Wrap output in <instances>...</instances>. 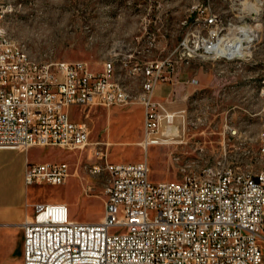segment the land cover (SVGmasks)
Listing matches in <instances>:
<instances>
[{
    "label": "built area",
    "instance_id": "2783aa9c",
    "mask_svg": "<svg viewBox=\"0 0 264 264\" xmlns=\"http://www.w3.org/2000/svg\"><path fill=\"white\" fill-rule=\"evenodd\" d=\"M237 1L239 13L257 14L252 0ZM212 4L203 0L194 6L193 25L171 54L135 62L133 70L143 82L134 97L116 77L113 61L96 72L84 60L38 61L16 52L3 24L14 4L2 8L0 2V148L85 147L90 125L74 120L73 107L126 105L136 99L145 108L143 143L170 144L172 129L157 135L162 117L174 125L166 101L156 98L158 85H173L180 65L194 58L236 61L252 51L237 55L242 32L253 34L255 28L224 20ZM258 137L264 160V125ZM104 168L110 179L103 218L78 221L64 201L37 203L23 224L24 264H264V164L257 171L245 169L229 162L225 152L181 179L157 182L150 178L147 159L107 157ZM100 170L93 167L94 173ZM70 173L66 161H27L24 180L26 185L61 184Z\"/></svg>",
    "mask_w": 264,
    "mask_h": 264
},
{
    "label": "rangeland",
    "instance_id": "374dc122",
    "mask_svg": "<svg viewBox=\"0 0 264 264\" xmlns=\"http://www.w3.org/2000/svg\"><path fill=\"white\" fill-rule=\"evenodd\" d=\"M200 1L0 0L14 4L3 24L30 57L84 60L96 72L102 71L106 61H113L116 77L134 97L142 92L143 82V75L133 70L135 62L145 64L171 54L193 25L190 14ZM212 2L224 20L255 28L253 34L242 32L244 47L237 55L243 56L250 47L252 51L236 61L198 57L180 65L178 81L171 85L172 98L163 91L160 97L164 96L170 111H183V141L145 145V108L138 99L110 107H73L74 120L90 125L87 146L18 149L29 152L34 161H66L70 166L65 183L25 186L24 201H31L32 209L39 201H64L72 219L101 220L110 179L104 168L107 157L113 161L147 159L150 178L156 182L181 179L225 152L229 162L245 169L257 171L264 164L258 137L264 125V0H252L257 10L254 16L239 13L237 0ZM227 125L236 133H229ZM97 165L101 170L94 173ZM22 238L19 227L12 233L11 250L7 242L2 247L0 264H23ZM261 244L264 248V238Z\"/></svg>",
    "mask_w": 264,
    "mask_h": 264
},
{
    "label": "crops",
    "instance_id": "0c3cea01",
    "mask_svg": "<svg viewBox=\"0 0 264 264\" xmlns=\"http://www.w3.org/2000/svg\"><path fill=\"white\" fill-rule=\"evenodd\" d=\"M162 91L169 96L172 93L171 85H158L156 98L161 99V101H163L161 97H164H160ZM27 161L44 162L49 160L34 161L31 159L29 152L0 148V258H2V247L6 242L11 250L12 233L16 232L19 227L23 230L24 222L34 214L33 203L28 199L24 201V198H26L24 196V188L27 186L24 180V173ZM39 202L45 203L46 201ZM22 240H24V230Z\"/></svg>",
    "mask_w": 264,
    "mask_h": 264
},
{
    "label": "bare ground",
    "instance_id": "6f19581e",
    "mask_svg": "<svg viewBox=\"0 0 264 264\" xmlns=\"http://www.w3.org/2000/svg\"><path fill=\"white\" fill-rule=\"evenodd\" d=\"M11 7L12 6L9 5V4L2 3V8H11ZM6 39L16 45V52H18V53H27L25 51V49H24V46L20 42L14 40V39H11L9 37L7 31H6ZM238 44H239V49H242L244 47L241 41ZM180 112L181 111H170V113H169L170 115H172L174 117V125H173V127H171L170 125H167V122H168L167 121L168 120L167 117H165V118L162 117L161 122H160V128H159V132L157 134L158 137H161V135H163V134L169 133V131L171 129L173 130L172 131L173 136L170 137V141H169L170 144L174 143V142L175 143H181L183 141V140H181V136L184 135V127H185V125H184V122H183V119H182V115H181ZM178 123L180 124V127L177 128V124ZM171 139H173V140H171ZM144 144L147 145V141L144 142ZM263 229H264V221H263Z\"/></svg>",
    "mask_w": 264,
    "mask_h": 264
}]
</instances>
